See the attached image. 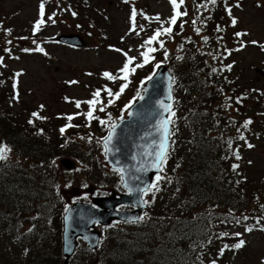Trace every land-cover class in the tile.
Here are the masks:
<instances>
[{
    "label": "rangeland",
    "instance_id": "obj_1",
    "mask_svg": "<svg viewBox=\"0 0 264 264\" xmlns=\"http://www.w3.org/2000/svg\"><path fill=\"white\" fill-rule=\"evenodd\" d=\"M230 1L232 3L231 18L235 17L237 21L235 26L227 30L224 36L230 42L234 38L238 39L237 45L234 43L232 46L231 44L233 52L227 61L232 67L230 72L233 78L230 82L236 84L239 92L247 91V99L250 100L247 103L250 109L247 108V113L255 114L256 111L258 115L253 116L259 119L261 111L259 112L258 109L264 106V102L257 103V94L252 90L264 88V75L255 70V67L264 70V0ZM38 2L39 0H0V29L6 32V37L11 36L10 33L13 31L12 34L17 35L21 40L37 35L48 42L46 45L39 44V47L44 49L43 52L35 51L34 48H31L32 46L29 48L31 51L25 52L23 49L27 47L23 46L21 53L14 51L12 57L5 56L4 64L9 66L7 73L2 74L4 66L0 64V85L8 84V86L0 98L8 104L10 86H12L15 93L12 95L14 100L12 105L15 112L20 114L17 119L18 125L25 127V124L29 123L30 126L37 127L45 124L40 120H45L50 133H54L52 137L57 146L60 142L59 138L68 144L65 136L70 131L69 126H66L65 131L61 133L60 129L63 125H59L68 124V116L73 117L70 121L81 126L80 129H73L69 133L70 138L77 139L76 142H73L76 143L75 149L70 153L75 151L80 155L79 158H76V167H74L79 170V173L72 172L74 169L60 165V159L67 156L68 151L63 152L56 162L57 173L63 178L59 187L60 190H64L66 202H71V199L77 197L87 199L88 197L85 196H91L96 193L95 191L99 193L117 191L120 189L119 185L122 181L119 173L110 172L109 175L106 166L108 163L104 162L103 146L101 145L103 151L98 153L100 155L95 154L99 151V146L90 138L92 133H96L102 142L112 125L128 115L129 104L136 96L139 97L143 87L137 81L139 77L133 73L127 80H124L122 75L116 85L109 82L103 73L109 72L114 76H120L121 72L118 74L111 70L121 69L128 57L134 58L130 65L131 69H135L133 72L139 71L140 67H136V65L140 63L146 66L151 65L153 63L151 54H149V61L146 64L141 55L146 51L143 46L145 37L153 32L143 15L146 9L149 10V13L160 11L169 14V7L165 0H54L52 10L66 14L69 11H77V17L73 19L69 17L70 14L57 15L52 23L55 22L58 25L48 28L43 24L39 31L34 33L32 31L33 21L36 17ZM55 6L61 7L57 9ZM134 10L136 15L133 23L132 13ZM78 23L82 27H79ZM8 29L11 31L8 32ZM70 32L82 33L87 40L86 45L71 47L68 44L54 42L52 39L53 36ZM188 32L190 33L191 30ZM237 33L241 35H237ZM2 41L0 38V42ZM252 41L257 43L253 44ZM166 46L167 53L175 52L176 48L172 43H167ZM4 48V45L0 44L1 52H4ZM156 57V60L161 59L157 55ZM13 69H15L14 75H12ZM72 81H76V83H71ZM128 82L132 88H124L117 98L114 94L120 91L122 84L128 85ZM105 88L111 89L113 95L109 96ZM97 90H100L101 96L97 99L103 97L104 105L99 101L95 104L94 120L91 124L86 113L92 106L86 101L92 100L93 93ZM210 95L213 96L212 93ZM110 100H113L114 103H109ZM78 101L81 102L79 107L76 106ZM101 107H103V111L100 110ZM253 107H256L255 110L252 109ZM230 110L233 115L238 112L234 106ZM33 113H37L36 117L39 120L36 124L30 122ZM99 117L112 119L108 120L106 129L101 124L96 126ZM59 126L61 127L59 128ZM226 130L228 131V129ZM259 137L258 135L257 148L245 151L246 154L242 151L239 159L236 157L233 159V162L242 169L239 178L244 180L251 191L253 189L264 191V138L259 141ZM68 156L73 159L72 155ZM246 158L252 159L253 163L248 164ZM103 171L104 173H102ZM102 174L101 181H105L104 184L96 179L97 175ZM84 178H86L85 185H78V180ZM70 181L73 184L69 187ZM148 197L150 198V195ZM22 220L25 221L23 229H32L31 225H34L33 228L36 230V221L38 220L34 217L26 215L21 217ZM242 230L244 231L242 227H229V232L234 231L241 234ZM54 232V236L58 240L57 230ZM245 232L241 250L236 254L225 256L224 264H264V230L260 232L251 226ZM222 243L221 238H215L211 253H217L216 251ZM58 246L59 243L53 245L55 248ZM228 259L229 262L224 261ZM60 263L61 261L57 262V264Z\"/></svg>",
    "mask_w": 264,
    "mask_h": 264
},
{
    "label": "trees",
    "instance_id": "obj_2",
    "mask_svg": "<svg viewBox=\"0 0 264 264\" xmlns=\"http://www.w3.org/2000/svg\"><path fill=\"white\" fill-rule=\"evenodd\" d=\"M208 34L210 36V30ZM210 46H185L181 57L171 58L169 64L175 77V97L166 171L169 180L165 185L169 188L164 187L166 191L160 193L154 190L152 207L143 220L114 228L118 232L108 238L100 251L89 250L102 259L100 264L191 263L197 248L207 243L212 235L207 218L202 217L199 222L189 215L194 206L208 201L210 205L237 202L248 207L251 204L250 189L241 192L240 196L235 191L241 187L230 169L232 163L228 153L231 145L226 143L230 141L228 133L217 129L216 123L219 122L210 118V114H216V109H219L221 122H226L225 113L228 112L224 100L217 95L210 99V87L204 86L212 74ZM231 126L229 123L227 128ZM25 130L20 133L13 131L18 154H9L11 158L2 160L0 164V229L11 221V202L14 200L31 196L34 198L31 202H39L40 210L47 214L50 211L57 218L64 207L61 192L55 186L57 179L34 182V172L38 175L42 172L40 179L45 177L46 169L52 167L60 149L54 148L52 140L41 133ZM22 155L24 158L20 159ZM28 159L33 164H29ZM227 182V187H224L227 191L222 194L219 187ZM218 191L219 195L212 197ZM55 228L58 233L60 224ZM52 234L42 245V251L55 248L53 245L60 243L54 231ZM216 236V233L212 235L210 244L204 249L214 243ZM7 249V242L0 239V264H8ZM42 261V258L38 260V264Z\"/></svg>",
    "mask_w": 264,
    "mask_h": 264
},
{
    "label": "water",
    "instance_id": "obj_3",
    "mask_svg": "<svg viewBox=\"0 0 264 264\" xmlns=\"http://www.w3.org/2000/svg\"><path fill=\"white\" fill-rule=\"evenodd\" d=\"M71 42L83 44L80 37L69 39ZM163 105H169L166 111ZM172 107L171 75L166 67H161L158 73L148 82L143 99L134 103L130 109V116L115 126L112 140L108 144L107 159L114 167L123 168L124 181L130 194L99 197L94 203L101 209H96L90 203L78 202L71 205L65 214L64 252L71 255L77 245V237L83 236L92 247H97L100 232L93 229L96 222L105 225L113 219L137 220L146 208L143 200V189L150 186L155 174L160 168L153 165L157 161L159 145L164 138L161 126L162 120H169ZM166 149L169 148V132ZM113 131V129H111ZM1 147V142H0ZM65 163V162H64ZM70 166V165H69ZM131 203L138 206L135 211H117L116 205Z\"/></svg>",
    "mask_w": 264,
    "mask_h": 264
},
{
    "label": "snow or ice",
    "instance_id": "obj_4",
    "mask_svg": "<svg viewBox=\"0 0 264 264\" xmlns=\"http://www.w3.org/2000/svg\"><path fill=\"white\" fill-rule=\"evenodd\" d=\"M170 2L172 3V5L174 6V8H178L179 5L177 4V0H170ZM181 3H183V0H180ZM211 3L215 4L216 3V0H210ZM43 10H44V4L41 3L40 5V14L41 16H43ZM186 14V13H185ZM73 15H75V13H73ZM135 10L133 11L132 13V20H133V23H134V20H135ZM181 13L179 11H177L175 13V15H173L170 19V23L171 24H175L176 23V20H177V17L180 16ZM156 19H159V17H157ZM233 24L236 23L235 20L232 21ZM44 24V21L43 19H40L36 22L35 26H34V32L35 31H39L41 25ZM133 30H134V27H133ZM8 32H10L11 30L8 29L7 30ZM197 32L200 31L199 28L196 29ZM163 33H171L172 32V28L171 27H167V28H163V29H157L155 34L153 36H151L147 41H146V44L148 45H151L153 41L157 40V38ZM237 35H241L240 33H237ZM207 38L205 37V40ZM251 43L255 44L257 43L256 41H252ZM161 46H162V42H161ZM23 51L25 52H28L30 51L29 49H23ZM35 51H39V52H43L44 49L43 48H40V47H37L35 49ZM152 51H155V49L153 48H149L147 51L143 52L141 55L143 56L144 58V63H148L149 61V52H152ZM125 55L127 56V53H125ZM133 57H128L126 62L124 63L123 67L121 69H119V72L123 73V79L124 80H127L128 79V74L130 73V71H135V69H130V65L132 64V61H133ZM136 67H143V64H138L136 65ZM229 68L231 67L230 65L228 66ZM213 71H216L215 69H213ZM103 75L108 78L109 80H115L117 79L116 76H113V74L109 73V72H105L103 73ZM152 77H148L147 79H151ZM71 83H76V81H72ZM127 87V84H122L121 85V88H120V91L119 92H116L114 95L118 98L120 96V94L123 92L124 88ZM105 91L108 93L109 96H112L113 95V92L111 89H108V88H105ZM100 96V90H97L96 92L93 93V99L92 100H89V101H86V103H88L90 106H92V108H90V110L86 113V116L89 120H91L93 118V108L95 106V104L98 102V99ZM141 99H143V97H140ZM67 99V98H66ZM112 101L110 100L109 103H111ZM80 103L81 102H76V106L79 107L80 106ZM162 106L164 107V109L167 111L169 109V105H163V102H161ZM101 111H103V107H101L100 109ZM37 113H33V116H36ZM174 115V113H173ZM67 119L70 121L73 119L72 116H68ZM31 122V121H30ZM101 123H105V121H101ZM161 126L163 128V131H164V138L161 140L160 142V145H159V151L157 152V161L155 162V164L153 165L154 167H157V168H160L162 167L164 161L166 160V155H167V149H166V140L168 138V124L170 123L169 120L165 119V120H162L161 122ZM251 123V121H246L245 124H249ZM68 126H71V125H68ZM112 129L113 131H110L108 136L104 137V146H105V151H109L108 149V144L109 142L112 140L113 138V134H114V129H115V125L113 124L112 125ZM61 133H63L65 131V128H61L60 129ZM243 138V137H241ZM249 147H252V145H248ZM8 151V149L6 147H0V159H6V155L5 153ZM235 167V166H234ZM117 171L123 173L124 172V169L123 168H120V169H116ZM157 180L161 179L160 176H157L156 178ZM121 180L123 183H125V185L127 186V182L124 181V178L123 176H121ZM156 185H150L148 187H145L143 189H136V191L138 192H143V193H147L149 191H151L153 188H155ZM129 191H132V189L130 188ZM145 203H147V201H145ZM139 219H143V217H140ZM221 235H227V233H222ZM235 235H240L239 233H236ZM243 243L244 241H240L239 243L233 245V247L235 248H240L243 246ZM225 247H228L227 245H225ZM212 264H215V261L212 262Z\"/></svg>",
    "mask_w": 264,
    "mask_h": 264
}]
</instances>
